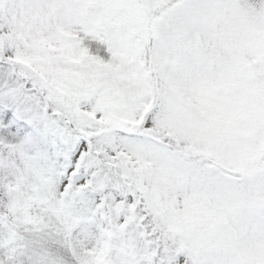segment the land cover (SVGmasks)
<instances>
[{
	"label": "snow or ice",
	"instance_id": "1",
	"mask_svg": "<svg viewBox=\"0 0 264 264\" xmlns=\"http://www.w3.org/2000/svg\"><path fill=\"white\" fill-rule=\"evenodd\" d=\"M0 264H264V0H0Z\"/></svg>",
	"mask_w": 264,
	"mask_h": 264
}]
</instances>
